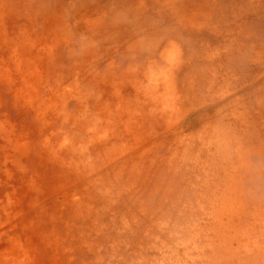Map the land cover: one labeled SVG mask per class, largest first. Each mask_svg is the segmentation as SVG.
<instances>
[{"label":"rangeland","instance_id":"rangeland-1","mask_svg":"<svg viewBox=\"0 0 264 264\" xmlns=\"http://www.w3.org/2000/svg\"><path fill=\"white\" fill-rule=\"evenodd\" d=\"M0 264H264V0H0Z\"/></svg>","mask_w":264,"mask_h":264}]
</instances>
